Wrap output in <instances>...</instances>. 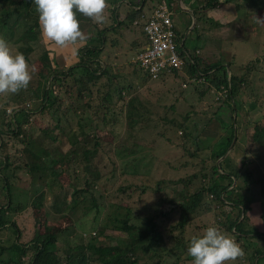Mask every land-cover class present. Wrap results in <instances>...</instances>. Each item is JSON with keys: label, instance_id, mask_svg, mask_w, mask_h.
Segmentation results:
<instances>
[{"label": "trees", "instance_id": "trees-1", "mask_svg": "<svg viewBox=\"0 0 264 264\" xmlns=\"http://www.w3.org/2000/svg\"><path fill=\"white\" fill-rule=\"evenodd\" d=\"M119 1L121 3H118ZM119 1L108 0L105 13L109 12V16H105L109 18V22L103 23L106 26L100 28L99 24L90 18L77 14L82 28L93 25L96 30L91 36L86 33L89 35L86 40L72 45L76 58L74 63L61 67L55 62V57H50L52 66L42 64L49 73L37 79L39 86L29 85L18 94L0 95V227L11 230L13 235V240L8 244L0 240V264H100L102 259L103 264H114L108 263L106 259L115 255L122 256L123 262L120 264H186L193 259L187 253L190 239L202 235L210 226H215L231 236L244 250L245 255L233 264H240L237 262L240 259L247 264H254V261L259 259L264 261V161L261 164L262 176L253 177L250 181L243 178L240 182L241 172L245 168L247 174L253 176L248 168L252 162L249 160V154L256 157L260 154L254 153L252 147L264 150V125L258 120H249V112L245 108L253 101V91L248 89V94L240 90L241 87L245 89L251 81L247 71L253 73V76L257 70H254L255 67L251 63H247L248 68L243 73H232L229 68L228 75L226 62L207 61L198 54L200 47H185L183 32L190 25L191 18L182 11L186 16V26L173 18L174 24L177 23L174 28L176 37L182 39L184 52L190 56V59L184 62V72L180 74L181 82L185 83L184 87L191 85L192 93L199 101L204 99L209 90L223 89L217 101L226 104L230 117L226 122L218 118L212 123L215 115L212 113L200 124L198 132L192 122L191 131L189 123H183V120L189 117L188 114L192 113L191 110L184 111L182 122L176 123L172 117L166 116V111H173L174 105L171 104L168 108L163 105L165 111L156 120L160 121L156 128H178V146L190 157L198 156L203 150L204 142H199V137L206 133L205 128H215L218 136L205 144L209 163L190 174L168 180L177 186L180 192L177 193V202L165 199L169 204L174 203L169 210L176 215L175 221L167 228L157 227V222L150 217H143L138 224L129 222V206L125 205V211L115 212V216L110 220L117 222L114 230L126 233V238L121 240L122 244L98 249L95 246L96 239L92 237L84 243L66 246L64 251L58 253L47 249L59 241V238L68 243V240L79 235L74 233V225L61 226L53 223L52 226H44L40 232L35 213L41 211L45 195L51 198L50 207L53 211L56 212L59 208V212L77 218V205L87 195L95 192L101 195L110 189L122 191L123 187L116 185L120 176L125 173L132 174L136 165L140 164V161H128L130 164L124 163V169H121L120 164L122 150L125 151L123 154L134 153L139 144L133 143L129 149L124 146L118 149L115 148L116 144L112 143L113 140H103L99 137V133L108 125L121 123L119 115L122 109L128 111L131 103V100L128 101L124 107V95L131 93L134 84L133 79L126 78L123 69H113L109 61L110 51L104 49L112 48L118 43L117 34L122 30H129L140 34V38L132 40L131 46L141 50L146 44L141 25L143 18L148 14L143 8L147 6V10L151 11L159 0ZM190 1L187 4L195 17L194 26L190 30L196 29L197 39L207 38L208 29L216 23L206 12L215 10V7L220 5L219 0ZM152 2L155 5L149 6ZM223 2H231L236 12L240 11L239 13L244 15L246 8L251 9V14L256 16L257 21L258 15L254 14L252 7L264 11V0H222ZM121 4H124V7L119 9ZM173 4L175 5V2ZM0 5H4L0 8V37L7 42L24 43L28 50L37 48L36 42L42 37L33 0H0ZM254 17L249 18L252 21ZM18 22L22 28L20 32L16 30ZM48 50L54 51L52 47L44 46L41 56L47 55ZM184 52L180 51L181 54ZM130 63L133 68L130 70L131 75L135 76L136 71L140 72V69L135 61ZM139 74L136 75L142 82L150 79L146 73ZM170 74L177 76L179 73L174 70ZM166 75L161 72L156 80H163ZM113 82L115 86H112ZM181 87L180 85V88H177L178 94L184 93ZM170 93L174 94L172 91ZM114 95L120 101L117 107L116 102L112 103ZM148 97L149 95L144 98L145 102H148ZM249 99L252 101L245 104ZM35 113L44 116L46 123L37 122ZM142 113H147V110ZM136 119L140 121L139 117L135 118L130 114L125 120L124 128L132 129V124L128 122ZM151 119L153 117L147 115L144 121ZM215 122L218 125H214ZM223 131L224 135L221 134ZM61 137L66 142L61 159L50 163L42 182L33 183L30 189L28 178L32 174L45 171L49 155L54 147H57ZM233 137L230 150L216 165V161L225 153ZM119 141L124 144L126 139L120 137ZM187 144L191 146V150L185 148ZM23 147H35L38 160H27ZM138 171L140 172V166ZM159 184L160 182H156V190L161 189ZM91 199L92 207H96L95 199ZM21 202L24 203L23 207L20 206ZM22 208L25 209L21 211ZM19 211L21 215L27 214L29 227L33 229L27 241L19 242L22 237L16 221L18 217L11 218V213ZM204 214H209V218L200 221L201 224H196L195 220ZM134 219H137L136 216ZM188 230L190 234L192 231L194 234L183 240L180 236L188 233ZM133 233H139V236L135 238ZM67 235H71L69 239ZM24 257L26 258L23 260Z\"/></svg>", "mask_w": 264, "mask_h": 264}, {"label": "rangeland", "instance_id": "rangeland-1", "mask_svg": "<svg viewBox=\"0 0 264 264\" xmlns=\"http://www.w3.org/2000/svg\"><path fill=\"white\" fill-rule=\"evenodd\" d=\"M180 1L184 5L187 4V0ZM118 3H121V1ZM219 3L220 5L215 7V10L206 12V14L211 16L216 23V25L208 29L207 34L209 37L206 38L200 36L201 38L197 39L195 38L196 29L191 31L187 28L183 32V37H185L184 46L190 49H198L200 47L201 49L198 51L200 56L206 58L207 61L221 60L224 63L226 62L228 64V69L230 68L232 73H243L248 68L247 63H251V65L255 67L254 70L256 69L257 71L253 76H251L253 73L249 70L247 71L248 76L250 77L249 80L251 81L248 82L245 89L241 87L240 90H244L245 93H248V89L253 91V101L249 99V101L244 102L247 104L252 101L247 104L245 108L249 112V120H258L264 125V11L252 7L254 14L258 15L257 21L256 16H252L251 9L246 8V14L244 15V13H239L240 11L236 12V8L231 2L222 3V0H219ZM154 5L155 3L153 2L149 3V6ZM2 7H4V5H0V8ZM123 7L124 4L119 5V9H122ZM143 10L148 13L150 9L147 10V6H144ZM181 11L187 13L177 7L174 10L173 18L182 22L184 26H186V16L182 14ZM105 14L109 16V12H106ZM248 15L251 18L254 17V20L251 21V18H249ZM108 20L109 18L106 17L105 23L109 22ZM226 21L230 22L224 25L223 23ZM104 24H99L98 28L106 26ZM175 24L177 25L176 22ZM220 26L225 27V29L222 30ZM80 27L84 34L90 33V36L93 35L96 30L93 25L84 29L80 23ZM16 30L19 32L22 30L19 26V22ZM202 33L206 34L205 32ZM117 35L118 43L114 44L112 48H105L104 51H110V58L109 56L108 58L109 61H111L110 64L113 69H123L126 78L128 80L133 79L134 84L131 93L124 95L126 100L124 107H126L127 102L131 100L130 109L128 111L122 109L119 115L121 123L115 126L108 125L104 131L99 133V137L103 140H113L112 143H115V148L118 149L122 146L129 149L133 143L139 144L138 150L134 153L128 152L127 154H123L125 151L122 150L120 164L122 165L121 169H124V163H129L128 161H140V164L136 165L132 174L125 173L120 176L116 185L123 187L122 191L116 189L111 191L110 189L106 193L104 191L101 195H98L96 192L87 195L86 198L77 205L75 211L77 218L59 212V208L56 212L53 211L50 207L51 198L46 197L45 195L42 201L41 211L38 210L35 213V221L39 223L40 232L43 231L44 226H52L53 223V225L61 226L74 225V233L79 235V237H75V239L68 240V243L59 238V241L57 240L54 245L47 248L51 251H57V253L62 250L64 251L66 246H75L76 243H84L92 237L96 239L95 246L98 249L108 245L113 246L117 243L122 244L123 241L121 240L126 238V233L122 234L114 230V226L117 222H111L110 220L115 216V212H124L125 210L123 207L125 205L129 206V222H134V224L135 222L138 224L143 217H150L154 218L155 222H157V227L160 226V228H167L175 221L176 215L169 210L174 203L169 204L165 202V199L177 202L179 200V194L177 196V193L180 192V189L169 183L168 180L190 174L196 171L200 166L207 165L209 163L206 153L208 150L206 147L207 145L205 144L210 143L212 138L218 136V133L215 128L206 127V133L199 137V142H204L202 144L203 150L199 152L198 156L190 157L178 146L180 142V130L178 128L170 126L168 129H165V126L156 128L160 123V121L156 120H158L159 116L165 111L164 107H162L163 105L167 108L171 104L174 105L173 111H166V116L172 117L176 123L182 122L184 111L191 110L192 113L188 114L189 117L186 120H183V123H189V130L191 131L193 128L191 126L192 122L195 123L194 127L197 128L198 132L200 124L212 113L215 114L214 119L211 120L212 123L218 118L226 122L230 117L226 104L217 101V97L223 93V89L220 91L209 90V92L205 94L204 99L199 101L196 95L192 93L191 85L181 87V89H184L183 94L177 93V88H180L182 78L180 75L181 73L177 74V76L167 74L163 80L148 79L146 82H142V80L136 75H140L139 73L142 74L141 70L140 72L136 71L135 76H132L130 70L133 68L131 67L130 62H134V57L139 49L133 48L131 42L133 39L140 38V34L136 31L122 30L120 34ZM85 36L88 38L89 35L86 34ZM36 43H38L37 48H31V50H28L24 43L8 41L13 54L17 52L23 53L30 67H35V72L29 83V85L34 87L39 86V81L37 80L39 77L43 78L49 73L46 67L42 64L52 66L50 57H55V62L61 67L67 66L76 61L75 51L72 45H69L70 47L67 49L66 47L58 48L45 43L42 38H38ZM44 46L45 48L52 47V50L54 51L51 52L48 50L49 53L47 55L41 56ZM39 61H41V63ZM230 71L228 70V75ZM112 86H115V82L112 83ZM55 90L56 89L54 88V91ZM171 91L174 94H171ZM211 93L215 94L211 96ZM147 95H149V100L148 102H145L144 98ZM255 98L256 102H254ZM114 102H116V107L120 105V101H118L116 95L112 97V103ZM257 108H259L260 111L257 110ZM146 110L147 113L143 114L142 112H145ZM130 114L132 116L134 115L135 118L139 117L140 121L137 119L129 121L128 123L132 124V129H125V120ZM147 115L153 117V119L150 121H144V119L147 118ZM232 115L234 116V113H232ZM34 118L39 123H46L45 117L40 115V113H35ZM38 118L40 121H38ZM135 122L140 125L135 124ZM214 125L218 124L215 122ZM221 134L224 135L225 131ZM120 137L126 139L124 144L122 141H119ZM65 144L66 142L64 138L57 142V147H54L49 155L43 173L30 175L27 180L31 183L29 184L30 189L32 188L33 183L42 182L45 178L48 167L51 165L50 163H53L56 159H61V153L65 148ZM34 148L35 147H23V154L27 160H38L36 159ZM185 148L191 150V146L188 144L185 145ZM252 149L254 153L260 154L257 157L249 154V160L252 162L249 164L250 166L248 165V168L251 170L253 176L248 175L247 169L245 168L241 172L242 175L240 182H242L243 178L250 181L251 178H258L263 174L261 164L264 161V150H258L256 147H252ZM139 166L140 172L138 171ZM64 181L65 177L62 178V182ZM156 182H160L159 186L161 189L159 188L156 190ZM37 193L38 192H36V194ZM91 198L95 199L96 207H92ZM23 205L24 203L21 202L20 206L23 207ZM24 209L25 208H22L21 211ZM21 211H19V213ZM137 211L139 212L137 213ZM19 213H11V218H14L15 216L18 217L16 221L20 228V236L22 237L19 239V242L21 240L27 241V239L31 237L33 229L29 227V222L26 217L27 214L21 215V213ZM135 216L137 219H134ZM209 216V214H204L198 217L195 220L196 224L209 218ZM189 232L190 230H188V233L185 232L184 234H181L180 237H182L183 240H187L189 237H192V234H194L193 231L192 234ZM71 235H67V238L69 239ZM132 236L137 238L139 233H133ZM0 240L6 244L10 243L13 240L11 230L0 227ZM105 257L107 258L108 255ZM25 258L26 257H24L23 260ZM106 261H108V263L113 262L114 264H120L123 262V259L121 255H115L114 257H108ZM234 262L235 261H229L227 264H233ZM237 262L240 264H247L246 261H241V259ZM254 262H256L254 264H264L262 259ZM1 264H4V262H1ZM100 264H103V259ZM186 264H192V262H187Z\"/></svg>", "mask_w": 264, "mask_h": 264}, {"label": "clouds", "instance_id": "clouds-1", "mask_svg": "<svg viewBox=\"0 0 264 264\" xmlns=\"http://www.w3.org/2000/svg\"><path fill=\"white\" fill-rule=\"evenodd\" d=\"M33 3L42 39L58 48L87 39L77 14L96 24L106 22L108 0H33ZM34 72L35 67H30L24 54H13L8 42L0 37V95L26 90ZM187 253L193 258L192 264H227L245 255L235 239L215 226L207 227L200 236H193Z\"/></svg>", "mask_w": 264, "mask_h": 264}, {"label": "built area", "instance_id": "built-area-1", "mask_svg": "<svg viewBox=\"0 0 264 264\" xmlns=\"http://www.w3.org/2000/svg\"><path fill=\"white\" fill-rule=\"evenodd\" d=\"M176 7L175 0H159L146 18H143L141 32L146 44L137 52L134 61L150 79L158 78L161 72L170 74L174 70L183 74L184 62L190 59L189 54L184 52L182 39H178L174 31L173 16ZM180 85L184 87L185 83L180 82Z\"/></svg>", "mask_w": 264, "mask_h": 264}, {"label": "water", "instance_id": "water-1", "mask_svg": "<svg viewBox=\"0 0 264 264\" xmlns=\"http://www.w3.org/2000/svg\"><path fill=\"white\" fill-rule=\"evenodd\" d=\"M175 1H176V4H177V6H178L179 9L186 11L190 15L191 22H190V25L188 26V30L192 29V27L194 26V23H195V17L193 15L191 9H189L188 7H186V5L182 4L180 0H175ZM225 68H226V71L228 72V68L227 67H225ZM233 141H234V137L232 138L231 143L227 147L225 153L220 158H218V160L216 161V165L228 153V151L230 150V146L233 143Z\"/></svg>", "mask_w": 264, "mask_h": 264}, {"label": "crops", "instance_id": "crops-1", "mask_svg": "<svg viewBox=\"0 0 264 264\" xmlns=\"http://www.w3.org/2000/svg\"><path fill=\"white\" fill-rule=\"evenodd\" d=\"M191 1L190 0H188L187 1V3L189 4ZM182 3V2H181ZM183 4V3H182ZM188 4H186L187 5V7H189L188 6ZM231 21V20H230ZM230 21H226L225 23H223L224 25H226V24H228ZM220 28L222 29V30H224L225 29V27H223V26H220Z\"/></svg>", "mask_w": 264, "mask_h": 264}]
</instances>
